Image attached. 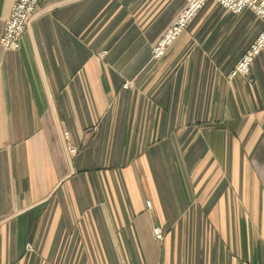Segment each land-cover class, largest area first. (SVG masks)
Returning <instances> with one entry per match:
<instances>
[{
  "label": "crops",
  "instance_id": "crops-1",
  "mask_svg": "<svg viewBox=\"0 0 264 264\" xmlns=\"http://www.w3.org/2000/svg\"><path fill=\"white\" fill-rule=\"evenodd\" d=\"M185 4L42 0L0 43V264H264V48L228 78L264 23L208 0L153 58Z\"/></svg>",
  "mask_w": 264,
  "mask_h": 264
},
{
  "label": "built area",
  "instance_id": "built-area-1",
  "mask_svg": "<svg viewBox=\"0 0 264 264\" xmlns=\"http://www.w3.org/2000/svg\"><path fill=\"white\" fill-rule=\"evenodd\" d=\"M42 0H15L11 7V13L5 22L3 33L0 37V43L4 49H17L20 46V39L27 30L30 22L38 12L39 4ZM208 0H186V4L176 15L172 22L166 27L163 33L157 38L152 47L153 58L163 56L167 48L175 42V40L187 28L190 21L205 5ZM228 11L234 14H240L244 9H251L258 18L264 22V0H215ZM264 48V28L256 37L255 41L249 49L241 56L235 67L228 74V78L232 79L237 75H247L250 73L251 64L254 57ZM129 85V82L124 84ZM64 143L66 151L69 155H76L79 146L75 144L69 137V131H63ZM150 205V201H147ZM153 233L157 239L164 237L160 227L153 228ZM31 248V245H27Z\"/></svg>",
  "mask_w": 264,
  "mask_h": 264
},
{
  "label": "rangeland",
  "instance_id": "rangeland-1",
  "mask_svg": "<svg viewBox=\"0 0 264 264\" xmlns=\"http://www.w3.org/2000/svg\"><path fill=\"white\" fill-rule=\"evenodd\" d=\"M3 33V32H2ZM247 75H249V74H247Z\"/></svg>",
  "mask_w": 264,
  "mask_h": 264
},
{
  "label": "bare ground",
  "instance_id": "bare-ground-1",
  "mask_svg": "<svg viewBox=\"0 0 264 264\" xmlns=\"http://www.w3.org/2000/svg\"><path fill=\"white\" fill-rule=\"evenodd\" d=\"M245 10V9H244ZM264 23V22H263Z\"/></svg>",
  "mask_w": 264,
  "mask_h": 264
}]
</instances>
